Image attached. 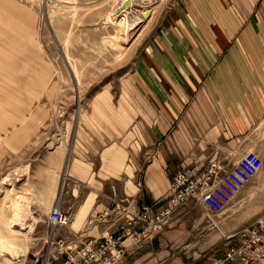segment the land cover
Instances as JSON below:
<instances>
[{"label": "crops", "instance_id": "0c3cea01", "mask_svg": "<svg viewBox=\"0 0 264 264\" xmlns=\"http://www.w3.org/2000/svg\"><path fill=\"white\" fill-rule=\"evenodd\" d=\"M222 1L173 0L116 89L107 84L84 103L68 142L50 135L42 107L0 116L10 199L40 205L46 220L53 208L68 214L70 223L54 237H100L115 230L114 216L94 226L87 221L114 201L163 204L184 166H231L258 149L252 133L264 117V0H231L233 8ZM251 184L213 217L216 227L200 200L189 198L117 264H211L236 241L235 232L264 220L263 213L247 216L249 204L264 200V181Z\"/></svg>", "mask_w": 264, "mask_h": 264}, {"label": "rangeland", "instance_id": "374dc122", "mask_svg": "<svg viewBox=\"0 0 264 264\" xmlns=\"http://www.w3.org/2000/svg\"><path fill=\"white\" fill-rule=\"evenodd\" d=\"M172 1L0 0V116L22 117L42 107L50 119V135L68 142L76 118L86 110L84 103L107 84L116 89ZM222 3L235 7L231 0ZM147 10L151 12L145 19ZM2 126L5 133L7 125ZM252 139L259 144L250 153L258 173L242 193H249L252 182L264 181V117ZM11 167L9 152H3L0 264H28L44 249L50 227L40 205L10 199ZM247 208L251 219L264 214V200H254Z\"/></svg>", "mask_w": 264, "mask_h": 264}, {"label": "built area", "instance_id": "2783aa9c", "mask_svg": "<svg viewBox=\"0 0 264 264\" xmlns=\"http://www.w3.org/2000/svg\"><path fill=\"white\" fill-rule=\"evenodd\" d=\"M257 173L258 165L250 153L231 166L218 160L184 166L173 175L163 204L141 203L131 207L114 201L103 213L91 215L89 226L109 215L115 218V230L100 237L74 241L54 237L56 228L70 223V216L53 208L47 220L51 235L45 238L44 249L33 254L28 264H117L127 248H138L159 233L189 198H198L208 210L209 222L217 226L213 217L222 214ZM233 236L236 241L228 244L222 256L211 260V264H264V220L258 219Z\"/></svg>", "mask_w": 264, "mask_h": 264}, {"label": "water", "instance_id": "95a60500", "mask_svg": "<svg viewBox=\"0 0 264 264\" xmlns=\"http://www.w3.org/2000/svg\"><path fill=\"white\" fill-rule=\"evenodd\" d=\"M150 10H147L143 15H144V18L146 19V18H149V16H150Z\"/></svg>", "mask_w": 264, "mask_h": 264}, {"label": "bare ground", "instance_id": "6f19581e", "mask_svg": "<svg viewBox=\"0 0 264 264\" xmlns=\"http://www.w3.org/2000/svg\"><path fill=\"white\" fill-rule=\"evenodd\" d=\"M21 227V226H20ZM22 229V228H21Z\"/></svg>", "mask_w": 264, "mask_h": 264}]
</instances>
